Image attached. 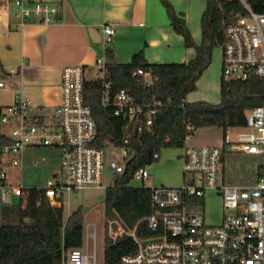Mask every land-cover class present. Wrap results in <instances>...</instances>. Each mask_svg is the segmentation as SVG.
<instances>
[{"label":"built area","instance_id":"2783aa9c","mask_svg":"<svg viewBox=\"0 0 264 264\" xmlns=\"http://www.w3.org/2000/svg\"><path fill=\"white\" fill-rule=\"evenodd\" d=\"M240 2L244 13L225 28L222 79L246 82L256 76L264 85V3L263 11L255 12L248 0ZM14 9L22 23L50 25L56 22L58 13L47 3L26 0H15ZM98 32L104 54L96 60L93 81L102 82V105L126 122L124 143L129 144L134 130L141 132L144 124H153L158 103H137L129 89L116 90L105 80V53L113 44L116 30L103 24ZM134 75L145 77L146 73L138 70ZM89 81L86 65L67 66L61 77V101L55 109L38 107L23 94L16 95L4 109L1 121L8 132L4 134L2 153L18 170L19 179L0 173V208L15 203L29 188L43 190L47 205L64 207L65 194L104 188L106 169L116 178L129 169L126 164L133 156L127 147L97 146L98 124L85 99ZM247 128L251 131L238 134L229 143V150L262 156L264 160V101L247 113ZM42 149L49 154L38 156ZM110 150L120 151V160L109 159ZM180 157L184 177L181 186H147L144 182L152 180L149 166L134 173L135 180L143 181L141 188L151 189L153 212L141 220L147 222L151 237L139 238L136 228L128 230L119 219L107 220L105 243L116 244L130 236L137 244V251L122 257L120 264H264V170L252 185L229 184L223 179V147L185 145ZM160 158V152L154 153V162ZM56 161L58 171L45 184H25L27 169L54 167ZM114 182L115 178L109 187ZM210 193L222 200L224 212L217 225L207 222L204 211ZM92 226L88 237L93 240V252L84 241L81 248L64 250L61 264H97V225Z\"/></svg>","mask_w":264,"mask_h":264},{"label":"trees","instance_id":"16d2710c","mask_svg":"<svg viewBox=\"0 0 264 264\" xmlns=\"http://www.w3.org/2000/svg\"><path fill=\"white\" fill-rule=\"evenodd\" d=\"M161 1L173 29L184 37L187 47L196 50L194 59L182 64H152L141 51L133 55L130 63L119 65L113 64L111 50L106 51L108 69L105 80L112 82L116 90L129 89L137 103H158L153 124L149 127L144 124L141 132L134 130L130 143L125 144L126 122L113 116L111 109L102 105V82L89 81L85 89L86 103L98 124L97 146L127 147L136 157L129 169L107 188L105 215L108 220L119 219L128 230L136 228V235L142 239L152 236L147 222L141 221L153 212L152 193L150 188L130 186L135 171L153 164L156 152L165 148H183L188 137L198 128L220 127L226 139L229 128H246L247 113L264 101V85L256 76L246 82L222 79L221 103L218 105L186 101V96L196 89L198 79L211 65L213 50L223 45L226 26L244 13L240 0H206L200 44L194 41L185 20L176 15L172 5L166 0ZM248 2L253 11H263L264 0ZM138 70L150 74L152 83H146L143 76L134 75ZM234 154L224 144L223 179L229 184H237L241 177L236 174L237 168L228 162ZM258 157L262 163L255 170L257 179L264 170V160L262 156ZM43 194L41 189L29 188L15 203L0 208V264H61L64 250L83 247V212L78 209L65 221L64 208L47 205ZM136 251L137 244L130 236L122 237L116 244L106 242L105 264H120L122 257Z\"/></svg>","mask_w":264,"mask_h":264},{"label":"crops","instance_id":"0c3cea01","mask_svg":"<svg viewBox=\"0 0 264 264\" xmlns=\"http://www.w3.org/2000/svg\"><path fill=\"white\" fill-rule=\"evenodd\" d=\"M26 1L47 3L57 8L58 13L56 22L50 25L22 23L15 16L14 0H0V81L4 83L0 87V150L5 134L1 116L16 95L23 94L30 97L36 106L53 110L61 101L63 69L78 64L86 65L87 72L95 68L97 58L104 54V46L91 40L89 28L99 30L103 24L115 28L116 35L110 48L113 64L130 63L133 55L141 51L152 64L188 63L196 56V50L187 47L184 37L173 29L161 0ZM166 1L172 5L176 15L185 20L194 41L200 44L201 19L207 1ZM93 79L94 75L88 78L90 81ZM144 80L152 83L151 75L146 73ZM221 82L222 60L218 65L211 63L203 72L196 89L186 96V101L220 104ZM233 130H237L234 140L230 133ZM248 130L247 127H231L224 139V130L220 127L198 128L185 145L223 147L227 144L229 150V143Z\"/></svg>","mask_w":264,"mask_h":264},{"label":"rangeland","instance_id":"374dc122","mask_svg":"<svg viewBox=\"0 0 264 264\" xmlns=\"http://www.w3.org/2000/svg\"><path fill=\"white\" fill-rule=\"evenodd\" d=\"M15 1V0H14ZM14 6V2H13ZM222 60L221 47H217L212 52V64H220ZM95 69H89L87 72V78H91L95 75ZM150 81V79H149ZM2 131L4 133L8 132V127L2 125ZM251 131V130H248ZM247 132V131H246ZM231 133L232 140H234L237 130H233ZM182 153V148H165L160 151L161 158L155 161L153 164L149 165L150 174L152 180H146L144 183L147 186L152 184L157 186L166 187H178L183 184V167L182 160L180 159V154ZM49 150L42 149L37 152L38 156H47ZM109 159L120 160L121 152L118 150L109 151ZM164 162L162 166H159L161 162ZM237 169L236 174H240V180L238 185H252L256 179V168L262 163V160L258 156H245L240 153L232 155L228 159ZM57 165L54 167L44 166L41 169H27L25 171V184L31 186L35 184L43 185L50 179L54 172L58 171L59 162L56 161ZM244 164V167H241ZM233 170V169H232ZM235 170V168H234ZM6 173L10 179L18 180L19 173L15 167H13L9 157L5 156L0 150V173ZM117 179L112 171L106 169L105 171V187L102 189H85L70 194L64 195V219L67 221L71 213L80 209L84 214L83 226H84V241L85 244L89 245L90 253L94 250V243L89 234L93 232L92 224L97 225V238H96V255L97 264H105V229L107 226V217L105 215V205L104 201L106 198V191L109 188L111 181ZM143 181L132 180L130 186L141 187ZM205 215L206 220L210 224L217 225L221 222L223 216V206L220 196L214 193L208 194L205 200Z\"/></svg>","mask_w":264,"mask_h":264},{"label":"water","instance_id":"95a60500","mask_svg":"<svg viewBox=\"0 0 264 264\" xmlns=\"http://www.w3.org/2000/svg\"><path fill=\"white\" fill-rule=\"evenodd\" d=\"M89 34H90V38L91 40L96 43V44H100L101 43V35L98 32V30L94 29V28H89ZM136 157H132L126 164V170L129 168V166L135 161ZM144 243H148V242H144Z\"/></svg>","mask_w":264,"mask_h":264}]
</instances>
